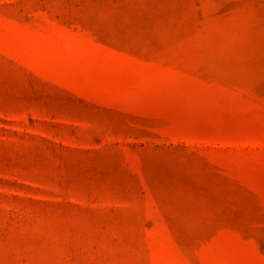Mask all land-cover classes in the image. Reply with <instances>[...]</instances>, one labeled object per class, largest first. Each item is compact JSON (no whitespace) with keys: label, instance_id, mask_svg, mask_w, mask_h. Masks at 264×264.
<instances>
[{"label":"rangeland","instance_id":"1","mask_svg":"<svg viewBox=\"0 0 264 264\" xmlns=\"http://www.w3.org/2000/svg\"><path fill=\"white\" fill-rule=\"evenodd\" d=\"M0 264H264V0H0Z\"/></svg>","mask_w":264,"mask_h":264}]
</instances>
